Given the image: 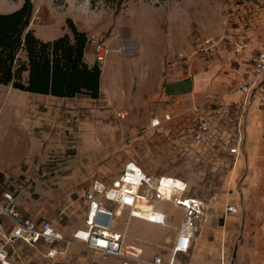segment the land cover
Returning a JSON list of instances; mask_svg holds the SVG:
<instances>
[{
  "label": "crops",
  "instance_id": "obj_1",
  "mask_svg": "<svg viewBox=\"0 0 264 264\" xmlns=\"http://www.w3.org/2000/svg\"><path fill=\"white\" fill-rule=\"evenodd\" d=\"M141 11L135 36L126 33L120 37L114 32L107 37L104 33H97L104 36L113 48L106 65L101 68L98 98L37 94L0 83V195L20 192L16 204L24 217L54 222V210L49 209L51 204L44 202L45 198L55 190L68 192L76 189L83 198L81 213L74 216V212L69 210L66 216L71 223H55L66 238L86 227L89 208L84 193L94 181L102 182L111 175H117V179L129 164H136L128 159L126 143L124 150L122 147L129 128L156 127L164 120L172 119L177 113V102L211 94L243 100V104L253 110L249 129L258 125L264 136V111L259 107L257 96L248 97L238 88L253 76L249 55L259 43H246L243 39L233 41L235 46L230 53L227 37L222 36L216 38L219 40L216 54L206 57L194 55L190 64H184L178 54H191L198 39L193 37L190 20L184 17L182 26L177 28V24L171 23V28L166 30L164 26L169 18L157 19L151 17L149 9L142 8ZM69 18L80 31L94 33L90 21L72 16L43 19L41 26L49 28L43 29L41 34L32 22L29 28L40 39L49 41L68 32L66 21ZM95 50L88 43L85 59L90 66L97 64ZM260 50L264 47L257 51ZM232 89L235 91L229 92ZM172 101L173 109L161 110V102L171 104ZM155 121L160 123L155 125ZM250 142H254L253 135ZM258 154L264 159V150ZM78 176L87 180L76 182ZM185 195L192 197L189 191ZM253 202H257L255 207ZM233 206L238 208V212H228L227 206L226 213L234 214L233 219L239 221L242 209ZM142 207L149 208L148 213L153 211L149 204ZM248 207L251 213L264 214V204L257 194L250 198ZM140 215L147 219L148 214ZM213 216L212 212V219ZM118 223L116 229H126H120ZM27 246L30 245L19 241L14 248L18 247L23 252L28 250ZM34 248L41 250L48 260L68 255L49 258L46 256L48 248L42 242ZM86 248L105 259L100 252ZM201 249L202 246L196 245L191 257ZM238 254L240 261H245L248 256V264H262L264 243L255 240L254 244L251 242L249 246L242 247ZM13 264H18V261Z\"/></svg>",
  "mask_w": 264,
  "mask_h": 264
},
{
  "label": "rangeland",
  "instance_id": "obj_2",
  "mask_svg": "<svg viewBox=\"0 0 264 264\" xmlns=\"http://www.w3.org/2000/svg\"><path fill=\"white\" fill-rule=\"evenodd\" d=\"M24 1L0 0V11L11 13ZM32 1L35 10L31 22L39 34L49 28L41 26L43 19L72 16L90 21L96 34L104 33L110 37L116 32L120 37L126 33L135 36L138 15L145 8L149 9L151 17L169 18L164 26L166 30L171 28V23L179 28L185 17L191 22L194 39L226 36L230 53L235 46L233 41L241 39L246 43H259L249 59L259 47H264V0ZM234 89L229 92L233 93ZM168 108H174L173 101L171 104L161 102V110ZM176 110L172 119L164 120L156 127H130L122 145L124 150L126 143L128 159L149 175L186 180L190 186L189 194L202 199L208 207V221L196 234L189 253L177 256L176 264H248V256L245 261H240L239 250L251 242L254 244L255 240L264 243V214H254L248 209L249 200L255 194L264 204V159L258 154L264 150V136L258 125L253 131L249 129L253 110L243 104V100L227 99L220 94L177 102ZM201 118L209 122V129L201 141H196L194 134ZM252 135L254 142L251 143ZM237 144H240V154L235 155L230 149ZM116 177L107 176L102 182L110 185ZM80 179L87 180L78 176L76 182ZM44 202L51 204L49 209L54 210V223H71L67 212L72 210L74 216H78L84 207L83 198L76 189L68 192L55 190ZM230 205L241 207L239 221L233 219L234 214L227 215L226 208ZM256 205L257 202H253V207ZM155 208L168 214L166 225L129 217L128 211L123 212L118 224L120 229L127 230L125 250L128 253L146 258L170 256L183 212L163 200L156 201ZM141 210L140 214L149 216V208L141 207ZM196 245L203 249L191 257ZM27 247L28 250L23 252L16 247L18 264H121L120 258L109 256L103 259L83 244L72 245L65 258L56 260H48L41 250Z\"/></svg>",
  "mask_w": 264,
  "mask_h": 264
},
{
  "label": "built area",
  "instance_id": "obj_3",
  "mask_svg": "<svg viewBox=\"0 0 264 264\" xmlns=\"http://www.w3.org/2000/svg\"><path fill=\"white\" fill-rule=\"evenodd\" d=\"M88 43L96 49V61L102 68L113 48L104 36L96 33L88 34ZM218 45L219 40L213 37L198 38L191 54L180 52L178 56L184 64H190L194 55H213ZM250 60L253 76L238 88L248 97L256 95L259 107L264 111V50L254 52ZM159 123L153 122L155 125ZM208 129L209 122L200 120L194 139L201 141ZM230 151L235 155L240 154V144L232 147ZM189 189L188 182L183 179L181 185H175L165 175L151 176L140 166L131 163L110 186L97 182L86 190L84 200L89 208L86 227L76 230L71 238H66L53 221H37L24 217L16 204L20 192L5 193L0 196V264H13L18 257L14 245L19 241L34 247L44 243L48 248L46 256L49 258L65 256L70 246L83 244L100 252L104 258H121V264H176L177 256L180 253H189L196 234L208 221L207 205L200 198L186 196ZM158 200L171 202L183 212L170 256L154 255L146 258L128 253L125 250L127 230L116 229L123 212L128 211L129 217L166 225L167 213L155 208ZM144 204H149L157 216L143 218L139 212ZM227 211L238 212V208L230 205Z\"/></svg>",
  "mask_w": 264,
  "mask_h": 264
},
{
  "label": "trees",
  "instance_id": "obj_4",
  "mask_svg": "<svg viewBox=\"0 0 264 264\" xmlns=\"http://www.w3.org/2000/svg\"><path fill=\"white\" fill-rule=\"evenodd\" d=\"M34 10L33 1L25 0L11 13L0 11V83L37 94L98 98L101 67L85 59L88 34L69 18L66 34L42 40L29 28Z\"/></svg>",
  "mask_w": 264,
  "mask_h": 264
},
{
  "label": "bare ground",
  "instance_id": "obj_5",
  "mask_svg": "<svg viewBox=\"0 0 264 264\" xmlns=\"http://www.w3.org/2000/svg\"><path fill=\"white\" fill-rule=\"evenodd\" d=\"M165 177H167V178H169V182H172L173 184H175V185H181V179H179V178H176V177H170V176H165ZM157 216V214L154 212V210L153 211H151L150 213H149V216H147V219H149V218H154V217H156Z\"/></svg>",
  "mask_w": 264,
  "mask_h": 264
}]
</instances>
